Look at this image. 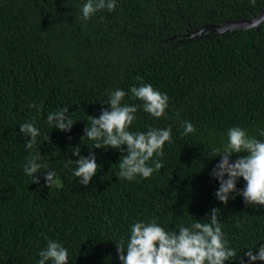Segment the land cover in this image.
I'll return each mask as SVG.
<instances>
[{
	"label": "trees",
	"instance_id": "obj_1",
	"mask_svg": "<svg viewBox=\"0 0 264 264\" xmlns=\"http://www.w3.org/2000/svg\"><path fill=\"white\" fill-rule=\"evenodd\" d=\"M86 2L0 0V264H37L48 240L68 250V264H121L117 244L126 251L134 223L155 221L178 234L181 226L210 222L213 208L237 252L225 264H248L244 253L264 244V206L247 205L236 194L221 204L219 182L210 175L220 157H209L228 142L232 127L264 142V22L183 38L205 25L249 19L264 0H116L113 11L84 19ZM141 84L168 96L163 117L146 113L133 97L131 87ZM115 90L126 93L122 104L137 107L129 131L171 128V142L149 161L164 167L147 179L119 176L126 146L95 149L97 142L83 137L90 116L108 108ZM64 107L76 121L69 132L47 122ZM185 121L195 133L183 134ZM25 122L40 132L38 162L47 167L36 174L39 184L24 172L35 154L19 131ZM77 146L85 157L91 149L101 166L87 186L74 177L75 162H67L77 159ZM47 171L60 183L48 188ZM245 184L240 178L236 187Z\"/></svg>",
	"mask_w": 264,
	"mask_h": 264
},
{
	"label": "clouds",
	"instance_id": "obj_2",
	"mask_svg": "<svg viewBox=\"0 0 264 264\" xmlns=\"http://www.w3.org/2000/svg\"><path fill=\"white\" fill-rule=\"evenodd\" d=\"M252 2L255 3V0ZM115 8L116 0H87L82 7V15L84 19H89L98 11L107 9L111 12ZM130 91L133 97L143 102V110L146 113L156 118L166 114L169 98L154 89L151 84L132 86ZM125 95L123 90L110 93L106 103L108 108L102 109L99 117L90 116L91 126H85L83 137L96 141L97 143L93 145L95 149H101V144L112 149L126 146L121 149L126 151V155L119 162V176L128 181L134 180L137 175L147 179L164 167L158 159L152 160V166L149 165V161L154 155L163 154L165 143L172 140V131L170 127L150 128L147 132L129 131L137 107L122 104ZM29 107H35L39 111L35 104ZM68 109L64 107L49 114L47 116L49 125L62 132H69L76 121L71 118ZM19 131L28 137L26 150L35 153L27 160L24 172L32 178V183L39 184V177L36 174L40 173L42 167H47L38 162L41 154L37 150L36 138L40 132L33 122L20 124ZM195 132L194 125L185 121L183 134ZM261 135L264 136V132H261ZM227 136L228 142L222 148L214 149L209 157V159L220 157L210 173L219 182L215 197L221 204L226 205L230 199L235 198L233 194H236L242 196L247 205L264 206V142L249 136L246 130L240 127L230 128ZM45 139L51 142L48 136ZM233 154L241 155L230 161ZM72 155L77 159H68L67 162L71 164L74 161L76 164L73 175L80 178V185L87 186L101 166L96 163V157L91 149L89 155L85 157L80 155L77 146L73 148ZM42 175L48 188L60 183L55 171H47ZM240 178L246 182L242 190L236 187ZM221 215L219 209L213 208L208 216L210 222L201 223L197 220L190 227L181 226L178 234L174 231H165L155 221L136 222L131 227L126 251L123 244L116 243L118 258L121 264H225V261L237 258V252L234 248L228 247V242L224 239L220 224ZM38 255L40 259L37 264H48L49 261L51 264H68V250L56 240H48L47 247ZM244 255L248 258V264H253L257 260L264 261V244L256 249L255 254L249 249Z\"/></svg>",
	"mask_w": 264,
	"mask_h": 264
},
{
	"label": "water",
	"instance_id": "obj_3",
	"mask_svg": "<svg viewBox=\"0 0 264 264\" xmlns=\"http://www.w3.org/2000/svg\"><path fill=\"white\" fill-rule=\"evenodd\" d=\"M262 22H264V8L249 19L231 20L223 22L220 25L202 26L197 30L185 34L183 39L187 41L193 38L199 39L206 36L224 35L236 30H248L250 28H256Z\"/></svg>",
	"mask_w": 264,
	"mask_h": 264
}]
</instances>
